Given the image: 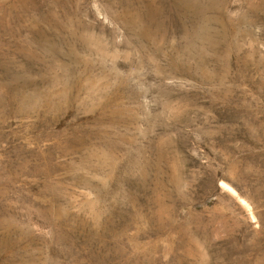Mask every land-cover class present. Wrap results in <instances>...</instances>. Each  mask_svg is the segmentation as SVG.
<instances>
[{
	"label": "rangeland",
	"instance_id": "rangeland-1",
	"mask_svg": "<svg viewBox=\"0 0 264 264\" xmlns=\"http://www.w3.org/2000/svg\"><path fill=\"white\" fill-rule=\"evenodd\" d=\"M0 264H264V0H0Z\"/></svg>",
	"mask_w": 264,
	"mask_h": 264
}]
</instances>
